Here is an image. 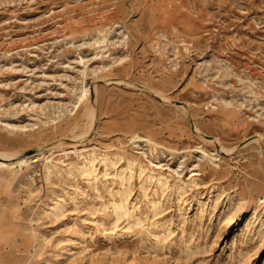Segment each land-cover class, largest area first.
Instances as JSON below:
<instances>
[{
    "label": "rangeland",
    "instance_id": "obj_1",
    "mask_svg": "<svg viewBox=\"0 0 264 264\" xmlns=\"http://www.w3.org/2000/svg\"><path fill=\"white\" fill-rule=\"evenodd\" d=\"M0 151V264H264V0H0Z\"/></svg>",
    "mask_w": 264,
    "mask_h": 264
},
{
    "label": "bare ground",
    "instance_id": "obj_2",
    "mask_svg": "<svg viewBox=\"0 0 264 264\" xmlns=\"http://www.w3.org/2000/svg\"><path fill=\"white\" fill-rule=\"evenodd\" d=\"M84 91V92H83ZM82 92L84 93L83 95H85V93H87V89H84ZM82 96V95H81ZM91 115L94 117L95 116V112H94V109L92 108L91 110ZM91 116V118H92ZM94 119V118H93ZM92 122V121H91ZM43 152H36L34 155H30V156H26V157H21L20 154L18 153H6V152H2L0 151V166L2 165H7V166H12L14 165L16 162H24V163H27L28 160L30 159L32 162L34 161H38L39 160V157H41ZM107 157V156H105ZM89 158V157H88ZM11 159H17V161H13L9 164H6L5 161L6 160H11ZM107 160V158H106ZM94 161H95V158L92 157V161L91 163L89 164V166H87L86 164L82 166L83 169H85L86 171H88V173H94L95 169H94ZM108 161V160H107ZM111 161V160H110ZM129 164H131V161H128ZM105 163V162H104ZM57 164V163H56ZM106 164V163H105ZM109 164V163H108ZM69 166V165H68ZM108 170V169H107ZM121 172V171H120ZM109 173V172H108ZM127 174V173H126ZM120 175V174H119ZM130 177V176H129ZM162 181V180H161ZM93 182V181H92ZM96 182V181H95ZM164 184V183H163ZM162 186V185H161ZM162 188V187H161ZM128 194V193H127ZM123 195V194H122ZM126 196V195H125ZM119 201V200H118ZM152 202V201H151ZM56 206H58L57 204H52V207H51V210H55V208H57ZM115 206L118 209H121L123 207V203L122 201H119V202H115ZM127 206V205H126ZM121 212V211H120ZM132 216V215H131ZM231 215H227L226 219L230 218Z\"/></svg>",
    "mask_w": 264,
    "mask_h": 264
}]
</instances>
